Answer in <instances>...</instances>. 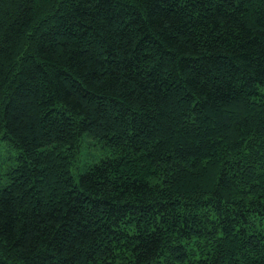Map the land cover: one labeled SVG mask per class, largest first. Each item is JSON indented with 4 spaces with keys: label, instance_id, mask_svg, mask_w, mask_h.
Listing matches in <instances>:
<instances>
[{
    "label": "trees",
    "instance_id": "trees-1",
    "mask_svg": "<svg viewBox=\"0 0 264 264\" xmlns=\"http://www.w3.org/2000/svg\"><path fill=\"white\" fill-rule=\"evenodd\" d=\"M0 141V264H264V0H0Z\"/></svg>",
    "mask_w": 264,
    "mask_h": 264
},
{
    "label": "rangeland",
    "instance_id": "rangeland-1",
    "mask_svg": "<svg viewBox=\"0 0 264 264\" xmlns=\"http://www.w3.org/2000/svg\"><path fill=\"white\" fill-rule=\"evenodd\" d=\"M90 142V145L87 143ZM6 144V145H5ZM83 148L86 154L88 153V160L97 161L100 158L107 156V151L100 147V145L93 140L84 137ZM15 151L4 141H0V174L7 171L12 165L15 164ZM73 176L77 175V166L73 167Z\"/></svg>",
    "mask_w": 264,
    "mask_h": 264
}]
</instances>
